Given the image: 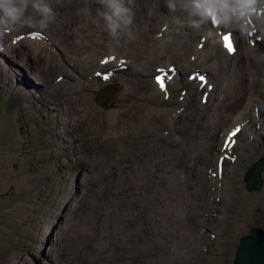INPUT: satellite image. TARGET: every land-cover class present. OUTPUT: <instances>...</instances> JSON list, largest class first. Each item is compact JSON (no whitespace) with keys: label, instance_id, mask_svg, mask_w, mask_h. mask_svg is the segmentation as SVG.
<instances>
[{"label":"clouds","instance_id":"1","mask_svg":"<svg viewBox=\"0 0 264 264\" xmlns=\"http://www.w3.org/2000/svg\"><path fill=\"white\" fill-rule=\"evenodd\" d=\"M93 5L92 2L87 3L88 7ZM87 6L78 2L66 3V0H0V67H6L16 74L19 70L11 66V62L19 68L25 67L27 77L29 74H33L36 79L49 76L51 82L48 84L38 81L44 88L43 94L50 90V93L68 96L66 88L91 93V97H83L81 104L99 102L112 95V111L129 105L132 113L137 108L136 92L143 93V96L152 95L150 89L154 88L156 100L148 104L159 102V95L161 102L155 106L168 109L169 117L175 120L168 122V117L157 118L155 121L163 119L164 123L157 125L152 133L153 138L156 136L174 147L184 146L192 169L199 166L200 176H195V179L199 182L202 177L199 185L204 188L205 196H199L202 203L184 204L188 211L194 206H199L200 210L206 206V201L208 205L202 215L203 221L208 222L207 215H211L213 203L209 197L215 189L214 175L223 177L226 163H239L241 158L249 164L241 165L244 168L245 194L239 201H246L245 207L250 211L261 210L264 207V170L261 173L262 189L254 190L249 200L246 199L248 192L245 183L250 168L264 160V154L252 161L244 158L243 153L253 144L254 147L245 153L248 157L256 150L253 155L264 153V109L261 110L259 105L264 95L253 91L248 99L245 93L251 89L253 78L249 54L253 53L252 48L261 47L264 41V0H164L168 13L179 11L180 14L167 26L152 10L149 14L138 13L144 10L142 7L136 8V0H95V16H91L95 28L92 31L85 24L84 14L91 15ZM139 15L150 24L149 27H142ZM164 30L180 33L181 37L179 40L170 39L162 45L157 44L155 38L162 37ZM87 32H90L91 43L84 38ZM228 37L232 38L234 52L226 48ZM83 43L88 46H83ZM195 50H204L209 58L204 60L195 54ZM41 51L50 52L55 55V59H61L60 67L54 61L46 64L40 57ZM163 56L170 58L160 60ZM77 57H82V60L78 61ZM233 65L240 66L241 71L230 67ZM37 67L40 75L33 73ZM105 76L108 78L105 79ZM200 76L205 77L206 83L199 79ZM157 77H163L166 92L161 90ZM83 83L88 85L83 88ZM113 87L127 91L126 102L119 98ZM17 88L21 96L32 98L31 94L35 92L29 91L24 95L20 85ZM59 108L64 113L61 118L68 120L65 118L66 111L73 108L70 105L61 106L60 103ZM125 118L128 116L125 115ZM191 121L196 122L194 128L189 126ZM167 125L173 127L168 128ZM236 129L239 132L233 136ZM115 135L109 137L116 141ZM138 135H143L141 130L130 132L133 144H137ZM170 137L173 141L168 140ZM124 142L119 143V154L122 155ZM132 157L139 158L138 167L154 160L157 163V175L171 168L165 163L172 157L166 151L153 155L148 153L146 156L131 155L129 161ZM172 163L174 166L175 162ZM109 171L117 175L119 170ZM157 175L152 178L157 179ZM181 181L186 180L183 178ZM167 182L172 186L171 179H167ZM167 182L164 180L161 183L164 191L171 188ZM220 196L221 193L217 201ZM191 197L195 201L196 195ZM188 216H192V213ZM236 223L234 228L239 229ZM183 227L180 225L181 229ZM199 227L197 233L202 235L205 242L203 234L206 233V227L201 229L202 232H199ZM253 228L264 230L261 226H255L243 235L249 234ZM209 233L213 235L211 230ZM231 233L227 231L223 240ZM187 236L189 241L195 240L192 231ZM163 238L159 236L158 239ZM177 240L182 241L178 236ZM177 244L175 242L170 248L174 249ZM167 249L164 254L172 251ZM192 252L185 254V257Z\"/></svg>","mask_w":264,"mask_h":264},{"label":"rangeland","instance_id":"2","mask_svg":"<svg viewBox=\"0 0 264 264\" xmlns=\"http://www.w3.org/2000/svg\"><path fill=\"white\" fill-rule=\"evenodd\" d=\"M252 50L253 53L249 54V68L253 78L251 89L245 91L248 99L253 91L264 95V55H261L264 54V41L261 42V47ZM101 57L102 54L99 58ZM21 69L27 71L25 67ZM29 77L40 87L42 86L38 81L44 84L51 82L49 76L36 79L33 74H29ZM32 94L38 96L41 92ZM42 97L46 98L47 110L40 109L38 112V108L33 106L32 98L21 96L14 81L0 75V264H80L78 257L73 256V253H78V244L85 245L89 240L83 238V242H80L75 220L83 217V220L91 225V220L85 219V216L92 197L98 194L97 200L105 201L103 194L106 192V183L113 179L109 170L116 172L121 166L130 164L131 155L146 156L148 153L153 155L166 151L172 156L171 160L175 165L172 163L170 168L173 172L165 171L161 174L160 181H164V177L169 175L172 186L185 189L191 188L192 183L197 182L195 176L200 175L192 169L184 146H171L156 136L150 138L145 131H141L143 135L136 137L137 144H133L130 133H125L124 154H119V143L105 134L109 117L99 115L98 112H95V124L91 128L73 136L65 124L63 129L68 132L60 133V140L53 142L52 126L55 119L62 123L69 122L61 118L64 113L58 110V104H68L72 107L73 99L71 95L54 94L50 93V90L42 94ZM173 102L171 100L172 104ZM158 103L160 102L155 104ZM259 105L261 110L264 109V100H260ZM166 107L173 109L171 106ZM85 110L91 111L85 108L80 111L79 117L89 121ZM161 123H164L163 119L155 121L156 125ZM97 131L99 135L96 134ZM103 135L106 137L100 140ZM170 139L172 137L168 140ZM253 147L254 144L247 150ZM247 150L244 151L243 157L252 161L258 155L264 154L260 152L253 155L256 150L248 157L245 154ZM248 164L243 158L239 163L227 162L223 177L214 175L215 189L209 197L213 203L211 215H207L208 222L203 221V215L200 213L203 223L199 230L206 227V233L203 234L205 242L202 240L201 248H194L196 252L187 255L189 258L179 255L174 261L166 264H234L241 235L255 226L264 228V207L250 211L245 207L246 201H239L245 194L242 172L244 168L241 165ZM149 177L152 178L153 175L150 174ZM183 178L186 181H181ZM172 195L176 199L175 194ZM187 195L190 194H185ZM204 204L208 205L206 201ZM197 208L199 209V206ZM111 217L115 218L116 214ZM138 221L139 216L133 220ZM179 221L186 220L179 216L177 222ZM235 223L239 229L234 228ZM100 228L99 224L98 229ZM156 228L155 241L159 238L156 235L166 234L163 232L166 226L159 221ZM197 228L198 226L196 230ZM210 230L215 237L209 233ZM191 231L194 232V229ZM227 231L232 233L223 240ZM72 234H77V238ZM172 234L167 232L169 237ZM93 235L97 237L99 232ZM60 236L64 246L61 252L57 239ZM109 251L110 248L102 249L104 253ZM164 252V247H155L151 254V257L154 256L153 264H162L160 258ZM104 253L100 254L101 259L105 258ZM193 255L196 257L190 259ZM50 258L54 262L51 263ZM117 260L121 261L115 258V261ZM132 264L137 263L134 260Z\"/></svg>","mask_w":264,"mask_h":264},{"label":"bare ground","instance_id":"3","mask_svg":"<svg viewBox=\"0 0 264 264\" xmlns=\"http://www.w3.org/2000/svg\"><path fill=\"white\" fill-rule=\"evenodd\" d=\"M67 2L72 4L78 2L84 6H87L88 2L94 4L92 7L87 6L91 15L84 14L85 24L88 30H94L95 23L91 16H95V0H66V3ZM137 7H142L144 10L143 12L139 11L138 13L149 14L151 10L156 12L160 19L165 22L166 26L173 21L174 17L180 16V14H178L179 11L168 13V10L164 6V0H136V8ZM139 20L142 22L143 28L150 26V24L147 21H144L140 15ZM161 31L162 29H160L159 32ZM89 35L90 32H87L84 38L87 39L88 43H91L92 38ZM180 37V33L164 30L162 37H156L155 41L157 44L162 45L171 40H179ZM83 46H88V44L83 43ZM195 54L204 60L209 58L204 50H195ZM40 57L46 64L54 61L57 67H60L61 65V59H55V55L50 54V52L41 51ZM168 58L170 57L163 56L160 57V60ZM62 60H65V58L62 57ZM77 60L81 61L82 57H77ZM86 63H88V60H86ZM10 64L17 68L19 72L14 74L6 67H0V75L8 78L10 81H14V83H17L16 85H20L24 95H27L29 91H40L41 94L38 96L35 94L31 95L33 98L32 103L34 107L36 106L38 108V112L40 109L46 111V98L42 97V91L44 89L35 85L34 82L27 77V72H23L21 68L14 66L11 62ZM227 66H229V64ZM230 67L241 71L240 66L238 65ZM33 73L40 75L39 67L35 68ZM246 75H248V73H246ZM87 85V83H83L82 87L84 88ZM44 87L47 90V86L44 85ZM243 87L244 86L242 85V89ZM113 88L115 91L117 90L119 98L126 102L127 91L125 89H117L116 87ZM154 90V88H151L150 92L152 95L146 96H143V93L136 92L137 101H135V104H137V108L132 114L129 105H125L124 108H121L118 111L110 110V107L112 106V95L100 99L99 102L93 101V103L90 102L89 104L82 105L81 100L83 97H91V93H81L79 89L66 88L65 92H68V95H71L73 99V102L71 103L73 110L69 109V111H66L65 118L69 120L68 123H62L58 119H55V123L52 126L53 142H58L60 140V133L68 132L63 129L65 124L67 128H69V131H72L73 136L77 135L82 130L91 128V126L95 124L93 120L96 115L95 112H98L99 115L107 114L109 116L108 126L106 128L107 132L105 134L108 136L116 134L114 139H116L118 143L125 141L123 136L125 133L138 132V130L145 131L146 135L151 137L153 131L157 128V125L154 123L157 118L168 117V122H173V120H175L169 117V111L168 109H165V107H157L154 103L148 104V102L156 100ZM141 99H143L142 102L140 101ZM157 100L161 102L159 95ZM60 104L61 106H66L62 103ZM85 108L91 110L84 111L89 121L79 117L81 114L80 111ZM59 110L62 111V108H59ZM125 115L128 116L127 119L125 118ZM195 125L196 122L191 121L189 123L190 128H194ZM96 134L99 135V131H97ZM106 135L101 136L100 140L104 139ZM119 158L122 159L121 157ZM138 161L139 158L136 159L132 157L129 161L131 165L121 166L117 175H115V173L110 174L113 179L109 183H106V192L103 194V199H105V201L99 202L97 200L98 194H95V196L92 197L90 206L86 209L87 215L85 216V219L91 220V225L88 224V222H85L83 217L82 219L75 220V227L80 242H83V238L89 240L85 242V245L78 244V253H73V256L78 257V262L80 264L83 262H86L83 264H132L134 260L137 264H153L154 256L151 257V254L154 252L156 246L171 249L170 246L175 242H178L177 246L174 249H171L172 251L169 252L167 256L163 255V257L160 258L161 263L166 264L174 261L179 255L185 256L188 252H192V248L194 247L198 248L199 245L201 247V241H189L187 234L190 230L196 229V225L199 227V225L203 223L202 215L200 213L206 211V206H203L200 210L197 206H194L192 210L188 211L184 204L189 206L192 203H202L203 201L199 196H205L204 188L195 182L191 188L185 189L180 188L179 186L170 185L171 188L164 191V188L161 187L163 181L159 182L162 176L156 174L157 163L153 160L152 162H148L141 167H138ZM218 161L219 160L214 162L218 163ZM165 163L166 165H172V160L165 161ZM195 172L196 174L199 172L198 165L195 166ZM150 174L157 175V179L149 177ZM193 174L194 172H192V175ZM168 177L169 175L164 177L166 182ZM201 179L202 177H200L198 181L200 182ZM245 189L248 192L246 199L249 200L250 196L254 193V190L248 189L247 182L245 183ZM172 194H175V196L178 195L176 199H174ZM184 194L190 195L183 198ZM192 195H196L195 201L190 197ZM260 195L262 196V194ZM190 212L192 213V216H188ZM112 214H116V217H111ZM137 216H139V221L133 222ZM179 216L186 220L184 224H182L181 221L177 222ZM157 221L166 226L163 231L166 233L165 235H156V237L164 235L162 241H159L158 238L156 241L154 240ZM96 223H98V226L100 224V229H98ZM179 225H184V227L181 229ZM96 232H99V236L97 237L93 235ZM167 232H170V234L175 232L177 235L172 234L169 238ZM199 232H201V230H199ZM192 233L200 236L197 231ZM72 236L77 238V234H72ZM177 236L180 237L182 241L177 240ZM57 239L60 243L59 252H61L64 250L62 243L63 238L60 236ZM188 245L190 246L188 247ZM106 248H110V251L108 253L102 252V249ZM184 248L186 249L183 252ZM101 253H104V259H101ZM115 258L121 259V261H115ZM50 262L52 263L54 260L50 258ZM16 263L17 262L13 264Z\"/></svg>","mask_w":264,"mask_h":264},{"label":"water","instance_id":"4","mask_svg":"<svg viewBox=\"0 0 264 264\" xmlns=\"http://www.w3.org/2000/svg\"><path fill=\"white\" fill-rule=\"evenodd\" d=\"M264 170V160L256 163L250 168L246 175L247 187L249 190H261L263 181L261 173ZM197 230L194 229V232ZM195 240L202 245V235H195ZM190 245H188L189 247ZM197 247H195L196 249ZM200 245L198 249H200ZM203 250V249H202ZM196 252V251H193ZM193 252L191 254H193ZM196 255V254H195ZM193 255L190 259H194ZM234 264H264V230L253 228L249 234L240 237V242L236 248Z\"/></svg>","mask_w":264,"mask_h":264},{"label":"snow or ice","instance_id":"5","mask_svg":"<svg viewBox=\"0 0 264 264\" xmlns=\"http://www.w3.org/2000/svg\"><path fill=\"white\" fill-rule=\"evenodd\" d=\"M226 48H227L229 51H233V52L235 51V48L233 47V44H232V38H231V37H228V43H227V45H226ZM102 62L106 63L107 61H102ZM104 78L107 79L108 77L105 76ZM199 79H200L202 82H205V83H206V79H205V77L200 76ZM157 82H158V84L160 85L161 90H163V91L166 92V86H165V84H164L163 77H157ZM166 98H167V97H166ZM237 132H239L238 129H236V130L232 133V135L235 136Z\"/></svg>","mask_w":264,"mask_h":264}]
</instances>
